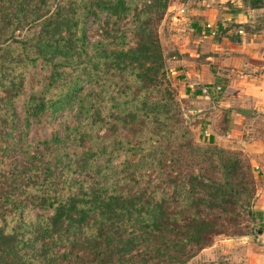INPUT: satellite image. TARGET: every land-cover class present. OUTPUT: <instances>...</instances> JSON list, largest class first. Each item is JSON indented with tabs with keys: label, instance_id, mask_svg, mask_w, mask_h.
<instances>
[{
	"label": "trees",
	"instance_id": "1",
	"mask_svg": "<svg viewBox=\"0 0 264 264\" xmlns=\"http://www.w3.org/2000/svg\"><path fill=\"white\" fill-rule=\"evenodd\" d=\"M133 2L0 0V104L4 106L0 109V137L16 141L13 137L18 119L16 99L25 91L31 71L38 67L49 70L45 77L48 82L42 84L43 88L29 89L24 104L26 125L29 118L40 121L45 112L55 114L72 102L79 105L83 120H89L78 122L69 131L73 136L69 145L83 148L76 160L77 170L65 151L60 155L63 148H59V165L64 163L69 179L59 184L61 190L57 193L45 183L52 175L51 168L47 174L35 176L37 169L24 164L23 157L8 158L9 144L0 145V176L7 175L6 168L11 169L15 179L22 175L24 189L31 196L27 207H38L43 212L52 209L50 216L41 214L40 222L37 223V218L31 222L32 229L26 232L32 235V240L19 236L24 231L19 223L10 230H0V258L9 256L26 262L25 248L42 256L38 264H54L57 257L74 264H185L207 245L209 236L216 231L213 220H205L188 208H170L163 195L157 201H142L144 194L108 192L98 180L80 183L73 179L75 171L104 173L103 166L110 165L109 156L125 142V149L133 152L145 149L148 143L146 160L150 158L151 164L159 165L167 141L188 134L187 128L178 127L176 92L165 74L161 47L152 27L162 18L169 0H145L140 9L132 6ZM246 3L252 9L264 6L263 0ZM95 11L113 17L117 33L121 21L129 19L135 45L108 48L100 41L89 44L83 26L86 16ZM96 71L108 77L101 93L93 95L92 89H88L83 96L78 94L83 89L82 83H92ZM119 77L132 78L133 82H124L121 88H116ZM150 91L152 96H147ZM112 108L114 112L110 111ZM119 124L126 128L134 126L131 138L113 137L105 144L108 131ZM103 128L107 132L100 135L98 130ZM133 139H143L142 146H131ZM58 141L60 145V136L50 140L54 144ZM152 141H156V146ZM100 157L104 161L97 164ZM236 164L237 161L223 162L221 167L225 173L239 175L242 169ZM205 186L213 198L218 190L211 183ZM220 197L218 191L214 201ZM56 245L59 254L52 252Z\"/></svg>",
	"mask_w": 264,
	"mask_h": 264
},
{
	"label": "rangeland",
	"instance_id": "2",
	"mask_svg": "<svg viewBox=\"0 0 264 264\" xmlns=\"http://www.w3.org/2000/svg\"><path fill=\"white\" fill-rule=\"evenodd\" d=\"M133 1L132 6L139 9L144 7L145 0ZM241 2L244 8L249 7L247 0H241ZM181 8L184 9L182 13ZM235 8L233 0H169L162 18L152 25L164 58L165 74L176 92L174 97L180 111L177 115L178 127L189 130L188 134L167 141L163 149L165 156L162 163L154 165L151 164L150 158L146 160L144 153L150 149L148 143L145 149L133 152L132 149L128 151L125 149V142L119 151L109 156L110 165L104 164L102 168L104 173L98 175L95 171H75L73 175V179L80 183L85 180H98L108 192L116 191L128 196H134L136 193L144 194L141 195L142 201H157L159 196L163 195L168 199L167 206L170 208H188L191 213L198 214L205 220H213L216 223V231L209 236L207 245L185 264H264V174L261 159H253L249 154L257 153V150L249 147V144L256 142L259 152L263 148L258 145L264 142L263 118L258 120L259 123L251 120L238 125L236 120L238 118H232L233 114L243 111L235 106L237 102L232 108L218 106L217 116L212 118L215 112L212 108L213 102L209 100L211 95L201 94L202 96L198 97L193 94L189 96L183 94L185 86L189 85L190 81H194L188 76L187 68L183 67V64L186 65V59L190 58L189 53H186L189 48L193 51L197 48L200 50H197V53L200 52V57H194V59L202 57L204 62L199 69L203 70L204 65L205 73L208 72L211 76L204 84H219L222 87L220 92L214 95L218 98L224 93L225 83L217 82L213 78L217 76L218 81L220 78L228 79L220 72L221 75H216L215 71H219L215 65L219 61L216 58L229 56L232 51L228 48H231V45L242 44L254 36L258 40L260 39L258 35H264V6L251 14L245 23L227 20V15ZM214 13L222 15L221 19L216 21V26L209 20H205L208 15H215ZM188 18L194 22L204 20L205 30L209 21L216 29V35L211 36L208 31L202 34L201 31L194 30L191 31V35L196 37L188 38L185 23L186 19L189 20ZM114 22V18L108 17L106 12L95 11L94 14L87 15L83 31L88 43L94 44L100 41L106 43L108 48H116L119 45L124 48L134 46L136 37L130 20L121 21L122 27L119 28L118 33L114 32L116 29ZM199 43H204L205 46L201 48ZM214 44H220L222 51L213 53ZM207 54H211L212 59L206 60ZM175 64L177 68L173 67ZM177 71L183 73L182 77ZM212 74H214L213 77ZM48 75L49 70L39 67L31 71L25 91L15 103L18 119L13 137L16 141L11 142L9 139L0 137V145L9 144L11 153L8 158L23 157L24 164L37 169L38 175L35 176L47 174L48 169L51 168L52 175L45 183L53 187V193H57L61 190L59 184L69 179L64 163L59 165V148H63L60 155L65 151L68 159H72L74 163V170L78 169L76 160L79 159L83 148L69 145L73 137L69 131L83 120V114L79 113V105L72 102L55 114L50 111L45 112L40 121L29 118V123L26 125L24 104L28 98L29 89L43 88L42 84L48 82L45 78ZM123 77L117 78L118 83L114 87L121 88L124 82L127 84L128 81L133 82L132 78ZM107 79V75L103 72H94L92 83H82L83 89L78 94L83 96L88 89H92L93 95H97L104 84H108ZM191 84L195 88L200 87L196 81ZM151 92L153 91L146 95L152 96ZM251 105L255 112L258 111L256 103ZM107 106H110V103H107ZM3 107L0 104V109ZM102 107L104 108V104ZM110 111L115 110L112 108ZM83 121L89 122V120ZM209 122L215 127L212 137L204 133L203 126ZM112 128L108 131L105 144H108L109 138L113 137H121L124 140L131 138L135 130L134 126L126 128L122 124ZM136 128L138 129L137 126ZM105 132H107L105 128L98 130L100 135ZM59 136L60 145L59 141L55 144L50 142L51 139ZM155 142L152 141L151 144L156 146ZM134 144L142 146L143 139L138 141L133 139L131 146ZM64 145L67 147L64 148ZM222 149L225 151L223 154L220 152ZM108 151L111 152V148ZM221 155L229 159L224 160ZM103 161V157L96 159L97 164ZM234 161H237L236 165L242 169V173L240 172L239 175L232 172L225 173V168L221 167L222 163ZM5 171L7 175L0 176V230H10L19 223L24 230L19 236L32 240V235L26 232L32 229L31 222L36 218L37 223L40 222L41 214L50 216L52 209L43 212L38 207L28 208L27 204L31 196L29 191L26 192L24 189V178L18 175L15 179L10 168H6ZM191 176L195 178L190 179ZM205 183H211L219 191V195L221 194L219 201H214L218 191H215L211 198L205 191ZM18 202L22 205L20 208L17 207ZM217 230H219L218 233ZM57 242L59 244V238ZM57 246L59 245L53 247V254H59ZM23 250L28 255L26 262H19L18 259L14 260L8 256L4 259L0 258V264L41 262L40 254H31L25 248ZM6 259H9V262ZM54 264H74V262L59 261L57 257Z\"/></svg>",
	"mask_w": 264,
	"mask_h": 264
},
{
	"label": "crops",
	"instance_id": "3",
	"mask_svg": "<svg viewBox=\"0 0 264 264\" xmlns=\"http://www.w3.org/2000/svg\"><path fill=\"white\" fill-rule=\"evenodd\" d=\"M235 1V9L230 12L227 15V20L231 19L237 23H245L248 21V18L251 14L255 13L258 9H252L250 7L244 8L241 0H233ZM264 1V0H263ZM205 13H207L205 11ZM215 15H208L205 20H209L213 25L216 26L215 23L218 21V19H221L222 15L220 13ZM189 19V18H188ZM209 21H207L209 23ZM186 35L188 38L196 37L195 35H191V31L199 30L201 33H205V23L203 21H197L194 22L193 20H187L186 19ZM204 28V29H203ZM203 29V30H202ZM260 36L258 40H256V37L245 40L242 44L239 45H231L230 49L232 52L229 56H221L220 58H216V60H219L215 65L216 69L219 68V71H215L216 75H225L226 78H220V81L216 80L219 79L217 76H215L213 79L215 81L224 84V93L223 95L218 98L214 97L215 94H218V92H211V102H213L212 108L215 113H213V117L217 116V110L219 107H225V108H232L234 103L235 106H238L239 108L243 109L240 113H235L232 115V118H238L236 119L238 122V125H243L245 121L251 120L256 123H259V119L263 118L264 121V35H258ZM201 44V48L205 46L204 43ZM214 49L212 50L213 53H218V51H222V46L220 44H214ZM212 47V48H213ZM198 51H200L197 48ZM197 50H192L189 48L188 52L189 57L186 59V65L183 64L185 68H187V74L189 77H192L194 81H190L189 85L185 86L184 95L189 96L190 94L196 95L198 97H201V87L202 86H220L219 84H204L206 81H208L211 76L208 72L205 73V68L203 65V70L199 69L200 66L202 67V57L201 59H194V57L199 58L200 52L197 53ZM220 53V52H219ZM187 56V55H186ZM188 57V56H187ZM206 60L212 59L211 54H207L205 56ZM183 61V60H182ZM184 63V62H182ZM174 68H177L176 64L173 66ZM178 73H181V71H177ZM221 74H220V73ZM226 72V73H225ZM181 77L183 73L180 74ZM214 74H212L213 77ZM198 82L200 87L195 88L193 84ZM214 81V80H213ZM212 82V81H211ZM214 83V82H213ZM222 88V87H221ZM201 95V96H199ZM216 96V95H215ZM208 99V98H207ZM217 99V100H216ZM257 104V107L259 108L258 111L255 112L253 110L251 104ZM232 112H234L232 110ZM214 120V119H213ZM206 126V127H205ZM232 126V125H231ZM204 127V133L211 136L215 132V127L212 126V124L206 123ZM260 147L262 146V150L257 149V143L254 142L252 144H249V147H253L256 152H250V156L253 159L260 158V162L262 164L263 168V174H264V142H261L258 144ZM248 147V149H249ZM262 157V158H261ZM259 160V159H258Z\"/></svg>",
	"mask_w": 264,
	"mask_h": 264
},
{
	"label": "built area",
	"instance_id": "4",
	"mask_svg": "<svg viewBox=\"0 0 264 264\" xmlns=\"http://www.w3.org/2000/svg\"><path fill=\"white\" fill-rule=\"evenodd\" d=\"M180 12L181 13L184 12V9L181 8ZM206 29L210 33L211 36L216 35V29L214 28V26L211 25V23L206 24ZM170 71H172V70H170ZM220 89H221V86H218V85L214 86V87L205 85V86L201 87V93L203 96H209L211 94V92H214V91L218 92ZM206 135H208V134L206 133Z\"/></svg>",
	"mask_w": 264,
	"mask_h": 264
}]
</instances>
